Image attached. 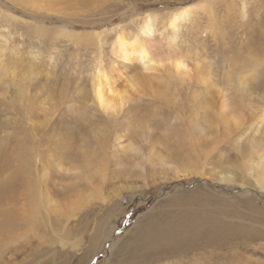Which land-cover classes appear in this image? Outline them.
Instances as JSON below:
<instances>
[{
    "label": "rangeland",
    "instance_id": "1",
    "mask_svg": "<svg viewBox=\"0 0 264 264\" xmlns=\"http://www.w3.org/2000/svg\"><path fill=\"white\" fill-rule=\"evenodd\" d=\"M149 13L195 70L106 115L93 72ZM0 54V264H264V0H0Z\"/></svg>",
    "mask_w": 264,
    "mask_h": 264
},
{
    "label": "bare ground",
    "instance_id": "2",
    "mask_svg": "<svg viewBox=\"0 0 264 264\" xmlns=\"http://www.w3.org/2000/svg\"><path fill=\"white\" fill-rule=\"evenodd\" d=\"M199 5L202 6L206 4L201 2ZM243 8H245V6ZM190 15H191V11L186 8L173 13L172 16L167 21L171 31L176 32L179 23L187 20L190 17ZM157 16L158 15L152 13L146 14L142 21L143 26L141 27L140 30H138L137 33H127V32L124 33V31L122 30L121 31L117 30L118 34L116 38L113 40L110 49L114 63H112L110 68L108 67L105 69V66L103 67L102 62L98 61L97 67L91 77L90 86H91V92L94 103L96 107L100 110V112L109 116L118 115L121 112H125L126 105L129 104L128 102H130L131 98L135 96V94H138L139 87L149 88V85L152 84V79L149 78L148 75L149 72L158 73L160 68H165L164 70L167 73L180 74L182 76V75H189L190 72L195 70L193 65H192L193 68H191V65L186 62L185 59L186 57H181L182 55L180 54H179L180 56L177 55L175 58H173V60L168 59L167 60L168 62L166 64H163L165 61L162 62V60L159 61L158 59L157 60L154 59L155 56L153 55V49H154L153 43L155 37L154 34L157 32L156 31V24L158 22ZM0 58H1V54H0ZM192 62L194 63L195 61ZM131 64L138 65L139 69L141 68L140 71H142L143 74L140 73L135 75L134 77L127 79V81H125L126 84H124L123 88H117L116 82L117 80H120L122 77L121 68H127ZM220 108L227 109V105L224 101L221 102ZM228 109L232 110L231 106ZM234 116L235 115H233L232 117V122H234L235 125L234 124L233 125L236 126L238 121L234 118ZM223 117L225 116L223 115ZM243 117L244 115L242 116V118ZM257 119L262 125L264 124V107L260 110ZM225 122L229 124V122H231V119L229 118L228 121ZM259 160H262L261 163H264V158L262 155ZM230 174H228V176H221L220 181L225 183H232L231 181L234 177H231ZM258 179L259 180L255 181L252 184V187L264 192V175H262Z\"/></svg>",
    "mask_w": 264,
    "mask_h": 264
}]
</instances>
